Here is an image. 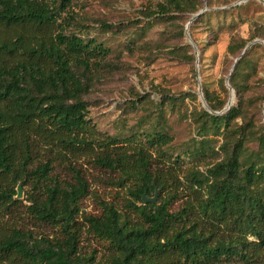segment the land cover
Returning a JSON list of instances; mask_svg holds the SVG:
<instances>
[{
  "label": "trees",
  "instance_id": "1",
  "mask_svg": "<svg viewBox=\"0 0 264 264\" xmlns=\"http://www.w3.org/2000/svg\"><path fill=\"white\" fill-rule=\"evenodd\" d=\"M69 4L70 0H0V26L21 30L14 37L0 38L2 172L9 173L15 167L25 170L37 142L62 148L90 144V140L80 137V133L89 129L87 104L82 96L91 85L89 73L96 62L92 59L108 50L94 38L84 39L75 33H65L64 29L56 34L51 32L53 26H60L66 19ZM155 8L156 15L173 19L176 14L196 12L202 6L200 0H158ZM244 47L245 41L238 45L230 43L228 50L236 52ZM245 54L229 76L236 102L227 109L224 110L227 97L202 83L209 109H201L204 119L198 132L201 136L228 132V138L221 144L201 139V146H209L212 152L223 155L205 173H190V188L196 197L200 196L196 207L189 202L170 212L167 200L158 204L142 200L144 192L150 196L157 188L163 190L165 184L150 170L151 153L140 145L130 152L116 150L96 159L101 165L119 169L125 180H132L130 194L141 202L139 206L132 203V207L147 224L130 226L128 219L108 204L103 205L100 216H84L92 233L106 239L115 250L108 264H224L229 258L253 264L264 256V121L256 133L255 150L244 146L250 132L246 126L252 122L232 125L242 112L241 93L246 84L238 79ZM187 57L193 59L194 55ZM262 112L263 108L260 112L263 120ZM169 141L171 137L160 132L148 137L150 145ZM111 142L114 139L109 138L104 144ZM48 169L44 163L36 167L35 173L46 178ZM71 170L74 183L59 185L55 181L47 185L45 199L33 200L29 207L35 218L59 225L64 235L56 239L39 238L29 231L14 229L0 239V264L16 258L23 264H90L93 256L78 253L76 229L79 201L88 192L87 183L79 170L73 167ZM2 194L0 191V198ZM191 214L197 217L194 221ZM174 221L180 225L168 233V226ZM223 229L234 232L225 238L217 236V230ZM249 235L255 240L249 241Z\"/></svg>",
  "mask_w": 264,
  "mask_h": 264
},
{
  "label": "rangeland",
  "instance_id": "2",
  "mask_svg": "<svg viewBox=\"0 0 264 264\" xmlns=\"http://www.w3.org/2000/svg\"><path fill=\"white\" fill-rule=\"evenodd\" d=\"M157 1L70 0L66 19L60 26L52 27L53 34L64 29L65 33H75L84 39L94 38L108 50L105 55L92 59L96 62L89 73L91 85L82 96L87 104L89 129L80 133V137L90 140V144L62 148L37 142L25 170L17 167L9 173L0 170V191L3 193L0 239L14 229L29 231L33 237H62L59 225L35 218L29 207L33 200L45 199L47 185L55 181L59 185L74 183L73 167L80 171L88 190L79 201L78 253L84 257L93 256L90 264H108L115 250L106 239L92 233L84 216H100L103 205L108 204L124 215L130 226L146 227L147 224L132 207V203L141 204L130 194L132 180H125L119 169L101 165L96 159L116 150L130 152L135 145L151 153L150 170L165 184L163 190L157 188L153 204L167 200L170 212L189 202L197 206L200 196L196 197L190 188V173H205L223 155L212 152L209 146H201V139L221 144L228 138V132L199 134L198 126L204 119L200 112L205 109L199 86L202 90L203 83L207 89L227 99L232 90V104L236 102V91L230 83L226 85L225 78L243 49L231 52L228 45H238L242 41L246 45L252 41V35L259 33L263 34L254 39L264 40V0H200L202 8L198 11L204 9L205 14L195 17L189 24L198 11L176 14L168 19L156 15ZM234 4L239 7L229 8ZM186 27L195 47L187 39ZM20 31L0 26V38L14 37ZM190 54L194 55L193 59L187 57ZM245 55L238 79L239 83L246 84L241 93L242 112L232 125L252 122L251 126H246L250 132L244 146L255 150L256 133L263 122L260 112L264 106V44L252 45ZM168 96L171 98H165ZM153 132L163 133L171 137V141L150 145L148 137ZM109 138L114 142L105 145L104 141ZM44 163L49 169L46 178H41L35 169ZM18 184L22 187L20 197L16 195ZM152 196L153 193L147 197ZM196 218L190 215L191 221ZM179 225L180 222H172L168 233ZM230 232L234 231L217 230L216 235L225 238ZM248 240L254 241L255 237L249 235ZM223 263L244 264L237 258ZM2 264L23 263L16 258L2 261ZM253 264H264V256Z\"/></svg>",
  "mask_w": 264,
  "mask_h": 264
},
{
  "label": "water",
  "instance_id": "3",
  "mask_svg": "<svg viewBox=\"0 0 264 264\" xmlns=\"http://www.w3.org/2000/svg\"><path fill=\"white\" fill-rule=\"evenodd\" d=\"M203 10H204V9H202V10L198 11L197 13H195V14L191 17V19L189 20L188 24L191 22V20H193L196 16H198ZM188 24H187V25H188ZM185 33H186V35H187V37H188L187 39L191 42V40H190V38H189V35H188V32H187V27H186V29H185ZM191 43H192V42H191ZM254 43H262V44H264V40H263V39H260V38H256V39H254V40L248 42V43L245 45V47L243 48L242 52H241V53H240V54L234 59V62H233L232 66H231V69H230V72H229V74L227 75V77L225 78V83H226V85L229 86V76H230L231 72L233 71V69H234L236 63H237L238 60H239V59L245 54L246 50H247L250 46H252ZM192 45H194V44L192 43ZM194 47H195V45H194ZM199 94H200V97H201V100H202V102H203L204 107L207 108V109H209L208 106H207V103H206V101H205V99H204V97H203L202 90H201V86H199ZM232 99H233V93H232V90H230V97H229V99H228V101H227V103H226V105H225L224 110L227 109V108L230 106V104L232 103ZM217 113H218V112H217ZM262 117H263V121H264V106H263ZM157 191H158V190L155 189L154 194H153L152 197H147V196H146V193L144 192V193L142 194V200H143L144 202H151V203H154V202L156 201V198H157ZM16 192H17V193H16L17 197H20L21 194H22V187H21L20 184H18L17 189H16Z\"/></svg>",
  "mask_w": 264,
  "mask_h": 264
}]
</instances>
